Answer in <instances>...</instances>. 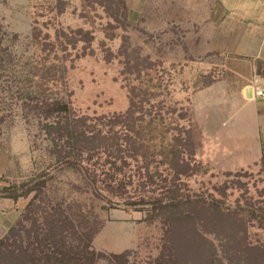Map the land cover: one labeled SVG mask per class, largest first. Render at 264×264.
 Instances as JSON below:
<instances>
[{
	"label": "rangeland",
	"instance_id": "rangeland-1",
	"mask_svg": "<svg viewBox=\"0 0 264 264\" xmlns=\"http://www.w3.org/2000/svg\"><path fill=\"white\" fill-rule=\"evenodd\" d=\"M132 1L0 0V26L10 36H17L20 54H50L51 59L54 53L62 56V51H44L42 47L56 42L58 36L66 38L60 31L90 32V43L80 41L77 49L68 48L71 56L66 62V85L59 87L78 113H124L130 109L132 97L139 101L147 90L144 106L156 117L154 141L149 140L156 145V164L151 165V171H159L162 178L157 174L155 182L145 189L137 170L144 163L141 156L140 162L133 161L120 176L125 183L123 188L109 180L105 184L97 180L93 185L86 180L93 176L94 167L90 164H83L82 172L69 164H51L46 154L47 142L39 135L37 125H29L17 113L0 122V186L15 185L26 191L41 187L42 195L53 199V206L71 204L70 214L84 211L89 218L96 219L99 233L93 248L100 257L98 264H163L169 228L160 212L152 205L134 208L127 203H154L163 198V178L172 182L175 170L165 158L174 147L182 150L181 162L190 170L178 181L184 193L222 199L231 207L247 203L264 207V127L261 151L245 155L238 152L239 146L230 151L223 148L220 139H210L216 134L207 119L198 122L202 128L198 130L194 126L196 117L191 114L194 93L217 73L210 70L208 74L207 69L201 74L199 66L170 60L168 41L156 37V0H140V14L136 18L130 8L137 3ZM199 2L187 0L190 6ZM143 114L148 122L150 116L146 111ZM188 141L191 144L185 146ZM218 146L221 149L217 150ZM38 193L30 191L17 202L0 193V238ZM246 233L250 244L264 246L263 228L251 225ZM114 255L124 257L118 261ZM206 259L204 251L189 252L183 264H205Z\"/></svg>",
	"mask_w": 264,
	"mask_h": 264
},
{
	"label": "trees",
	"instance_id": "trees-1",
	"mask_svg": "<svg viewBox=\"0 0 264 264\" xmlns=\"http://www.w3.org/2000/svg\"><path fill=\"white\" fill-rule=\"evenodd\" d=\"M60 32L66 38L58 36L56 42L42 45L44 51L65 53L62 56L54 53L51 59L50 54L44 57L20 54L17 36H10L0 26V122L17 113L29 125H37L39 135L47 142L46 154L51 164H69L80 172L83 164H90L94 167L93 176L86 180L93 185L97 180L104 184L109 180L123 188L125 183L120 176L133 161L140 162L141 156L144 163L137 170L144 180L142 189L147 188V184L155 182L157 174L162 178L159 171H151V165L156 164V145L149 140L154 141L156 117H152L151 109H145L148 96L143 95L147 90L139 101L132 97L130 109L124 113L100 116L78 113L59 87L66 85V62L71 56L68 48L77 49L80 41L88 44L92 36L83 29L71 30V34ZM145 111L150 116L148 122ZM166 156L165 160L175 170L172 182L163 178L166 189L163 198L154 203L144 200L127 203L134 208L152 205L160 212L169 228L163 264H183L189 252L202 251L207 257L205 264H264V246L250 244L246 233L251 225L264 229V207L254 203L231 207L222 199L184 193L178 181L190 170L181 162L182 150L174 147ZM23 188L0 186L2 196L16 202L30 191H39L38 197L28 203L0 238V264H98L100 257L93 248L99 233L98 221L84 211L70 214L71 204L53 206V199L45 198L41 187L27 191ZM122 257L114 255L118 261Z\"/></svg>",
	"mask_w": 264,
	"mask_h": 264
},
{
	"label": "crops",
	"instance_id": "crops-1",
	"mask_svg": "<svg viewBox=\"0 0 264 264\" xmlns=\"http://www.w3.org/2000/svg\"><path fill=\"white\" fill-rule=\"evenodd\" d=\"M139 1H132V17L140 14ZM199 1L156 0V37L168 41L170 60L217 73L194 93V126L201 130L198 122L207 119L216 134L210 139L255 154L264 127V99L255 97L264 87V0Z\"/></svg>",
	"mask_w": 264,
	"mask_h": 264
},
{
	"label": "built area",
	"instance_id": "built-area-1",
	"mask_svg": "<svg viewBox=\"0 0 264 264\" xmlns=\"http://www.w3.org/2000/svg\"><path fill=\"white\" fill-rule=\"evenodd\" d=\"M255 97L264 99V87L256 89Z\"/></svg>",
	"mask_w": 264,
	"mask_h": 264
},
{
	"label": "water",
	"instance_id": "water-1",
	"mask_svg": "<svg viewBox=\"0 0 264 264\" xmlns=\"http://www.w3.org/2000/svg\"><path fill=\"white\" fill-rule=\"evenodd\" d=\"M248 94L249 96H251V89H248Z\"/></svg>",
	"mask_w": 264,
	"mask_h": 264
}]
</instances>
